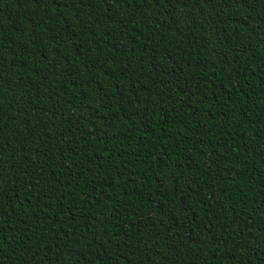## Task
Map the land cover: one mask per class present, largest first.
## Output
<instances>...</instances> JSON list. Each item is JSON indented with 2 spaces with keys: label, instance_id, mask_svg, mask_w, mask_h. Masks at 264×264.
<instances>
[{
  "label": "trees",
  "instance_id": "trees-1",
  "mask_svg": "<svg viewBox=\"0 0 264 264\" xmlns=\"http://www.w3.org/2000/svg\"><path fill=\"white\" fill-rule=\"evenodd\" d=\"M0 264H264V0H0Z\"/></svg>",
  "mask_w": 264,
  "mask_h": 264
}]
</instances>
